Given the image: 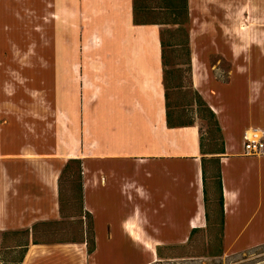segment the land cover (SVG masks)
<instances>
[{
  "label": "crops",
  "instance_id": "0c3cea01",
  "mask_svg": "<svg viewBox=\"0 0 264 264\" xmlns=\"http://www.w3.org/2000/svg\"><path fill=\"white\" fill-rule=\"evenodd\" d=\"M184 4L190 85L216 115L220 154L206 155L198 122L168 124L161 26L137 21L136 0H22L21 19L0 8V43L12 39L0 47V234L27 233L19 264L161 261L212 229L215 156L224 256L264 246V154L244 141L264 137V0ZM75 160L91 252L34 240L62 220Z\"/></svg>",
  "mask_w": 264,
  "mask_h": 264
},
{
  "label": "rangeland",
  "instance_id": "374dc122",
  "mask_svg": "<svg viewBox=\"0 0 264 264\" xmlns=\"http://www.w3.org/2000/svg\"><path fill=\"white\" fill-rule=\"evenodd\" d=\"M136 4L138 21L161 26L165 48V83L175 123L198 122L206 155L220 154L222 139L216 122L190 85L188 21L184 0H136ZM0 8L22 18V0H0ZM8 40L12 39L5 41ZM15 41L22 42V39ZM4 42L0 43V47H6L7 43ZM214 62H220L225 70L229 69V65L221 60L215 59ZM218 164L215 156L206 166L207 176L212 177L208 195L212 229L205 234H197L189 245L162 249L161 261L155 264H264V246L228 257L223 254ZM60 201L62 220L36 226L34 240L47 244L79 243L86 240L92 248V219L84 209L78 160L70 162L63 171ZM26 240V232L0 234V264H19L24 250L13 247L24 245Z\"/></svg>",
  "mask_w": 264,
  "mask_h": 264
},
{
  "label": "built area",
  "instance_id": "2783aa9c",
  "mask_svg": "<svg viewBox=\"0 0 264 264\" xmlns=\"http://www.w3.org/2000/svg\"><path fill=\"white\" fill-rule=\"evenodd\" d=\"M245 153L250 156L264 154V137L259 132H250L244 135Z\"/></svg>",
  "mask_w": 264,
  "mask_h": 264
},
{
  "label": "trees",
  "instance_id": "16d2710c",
  "mask_svg": "<svg viewBox=\"0 0 264 264\" xmlns=\"http://www.w3.org/2000/svg\"><path fill=\"white\" fill-rule=\"evenodd\" d=\"M186 8V7H185ZM187 13V12H186ZM137 18V17H136ZM138 21V19H137ZM140 22V21H138ZM141 23H144V22H141ZM163 47H164V43H163ZM164 64H165V48H164ZM167 91H168V88H167ZM197 94V93H196ZM197 96L199 97V99L201 100V102L204 104V106L207 108V110L209 111V113L211 114L212 118L215 120L216 122V125L218 127V130L220 132V128H219V125H218V121H217V118H216V115L213 113V111L208 107V105L202 100V98L197 94ZM168 124L172 127H178V126H185V125H192L193 122H190V123H175L174 119H173V116H172V112H171V107H170V104H169V94H168ZM80 162V161H79ZM80 174H81V165H80ZM82 187V185H81ZM206 191V190H205ZM221 203V201H220ZM222 204V203H221ZM94 247L90 248L89 247V244H88V250L89 252H91L93 250Z\"/></svg>",
  "mask_w": 264,
  "mask_h": 264
},
{
  "label": "bare ground",
  "instance_id": "6f19581e",
  "mask_svg": "<svg viewBox=\"0 0 264 264\" xmlns=\"http://www.w3.org/2000/svg\"><path fill=\"white\" fill-rule=\"evenodd\" d=\"M248 29H249V28H248ZM252 32H253V31H252ZM254 33H255V32H254ZM263 39H264V38H263ZM258 43H259V41H258ZM259 44H260V43H259ZM235 46H236V45H235ZM239 52H240V51H239ZM238 54H239V53H238ZM39 170H40V169H39ZM50 172H51V171H50ZM40 179H41V178H40ZM53 181H54V180H53ZM54 188H55V187H54ZM56 189H57V188H56ZM56 189H55V190H56ZM5 205H6V203H5ZM1 207H2V205H1ZM1 210H2V209H1ZM1 213H2V212H1ZM132 225H133V224H132ZM127 228H128V227H127ZM130 230H131V229H130ZM131 231H132V230H131ZM132 233H133V232H132ZM78 246H79V245H78ZM38 247H39V246H38ZM83 247H84V246H83ZM67 248H68V247H67ZM74 248H75V247H74ZM65 249H66V248H65ZM33 250H34V249H33ZM36 250H37V249H36ZM36 250H35V251H36ZM41 250H42V249H41ZM150 250H151V249H150ZM35 251H34V252H35ZM63 252H64V251H63ZM82 252H83V251H82ZM48 254H49V253H48ZM67 254H68V253H67ZM69 254H70V253H69ZM36 255H37V254H36ZM40 255H41V254H40ZM46 255H47V254H46ZM83 255H84V253H83ZM42 256H43V255H42ZM42 256H40V257H42ZM40 257H38V258H40ZM82 257H83V256H82ZM26 260H27V259H26ZM31 260H32V259H31ZM31 260H30V261H31ZM38 260H39V259H38ZM26 262H27V261H26ZM30 264H31V263H30Z\"/></svg>",
  "mask_w": 264,
  "mask_h": 264
}]
</instances>
